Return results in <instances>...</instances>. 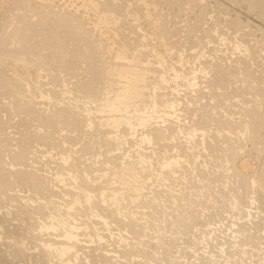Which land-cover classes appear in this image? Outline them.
I'll return each mask as SVG.
<instances>
[{
  "label": "rangeland",
  "instance_id": "374dc122",
  "mask_svg": "<svg viewBox=\"0 0 264 264\" xmlns=\"http://www.w3.org/2000/svg\"><path fill=\"white\" fill-rule=\"evenodd\" d=\"M235 91L250 104L234 108ZM257 111L264 118V0H0V264H93L97 254L103 264H224L252 178H264V120L250 125ZM229 116L239 127L226 158L216 127H229ZM65 225H80L78 237ZM248 248L230 264H258Z\"/></svg>",
  "mask_w": 264,
  "mask_h": 264
},
{
  "label": "bare ground",
  "instance_id": "6f19581e",
  "mask_svg": "<svg viewBox=\"0 0 264 264\" xmlns=\"http://www.w3.org/2000/svg\"><path fill=\"white\" fill-rule=\"evenodd\" d=\"M127 1H128V0H127ZM89 3H90V2H89ZM94 3H95V2H93V4H94ZM85 6H86V5H85ZM89 8H90V7H89ZM85 11H86V10H85ZM210 12H211V11H210ZM106 16H107V15H106ZM103 18H104V17H103ZM134 18H135V17H134ZM105 19H106V18H105ZM105 19H104V20H105ZM98 20H99V19H98ZM101 20H102V19H101ZM109 20H110V19H109ZM115 20H116V19H115ZM213 20H214V19H213ZM216 21H217V20H216ZM105 22H106V21H105ZM111 22H112V21H111ZM218 22H219V21H218ZM99 23H100V22H99ZM210 26H211V25H210ZM227 27H228V26H227ZM112 28H113V27H112ZM121 28H122V27H121ZM96 29H97V28H96ZM205 29H206V28H205ZM208 29H209V28H208ZM227 29H228V28H227ZM228 30H229V29H228ZM208 31H209V30H208ZM98 32H99V31H98ZM98 32H97V33H98ZM100 34H101V33H100ZM147 35H148V34H147ZM231 35H232V34H231ZM227 36H228V35H227ZM204 37H205V36H204ZM209 37H210V36H209ZM246 37H247V35H246ZM132 38H133V37H132ZM220 38H221V37H220ZM230 38H231V37H230ZM29 39H30V38H29ZM130 39H131V38H130ZM239 39H240V38H239ZM241 39H242V38H241ZM252 39H253V38H252ZM129 41H130V40H129ZM219 41H220V40H219ZM244 41H245V40H244ZM246 41H247V40H246ZM28 42H29V41H28ZM241 42H242V41H241ZM248 42H249V41H248ZM248 42H247V43H248ZM257 42H258V41H257ZM201 43H202V42H201ZM237 43H239V42H237ZM134 44H135V43H134ZM29 45H30V44H29ZM143 45H144V44H143ZM240 45H241V44H240ZM243 45H245V44H243ZM245 46L247 47V45H245ZM123 47H124V46H123ZM240 47H241V46H240ZM115 48H116V47H115ZM226 48H227V47H226ZM247 48H249V47H247ZM251 48H252V47H251ZM128 49H129V48H128ZM186 50H187V49H186ZM250 50H251V49H250ZM253 50H254V49H253ZM245 51H247V50H245ZM255 51H257V50H255ZM124 52H125V51H124ZM249 52L252 53L251 51H249ZM120 53H122V52H120ZM220 53H221V52H220ZM225 53H227V52H225ZM237 53H238V52H237ZM243 53H244V52H241L240 55L243 56V55H242ZM117 54H118V53H117ZM245 54H246V52L244 53V56H243V57H246V56H247V55L245 56ZM248 54H249V53H248ZM253 54H254V53H253ZM122 55H123V54H122ZM128 55H129V54H128ZM212 55H213V54H212ZM250 55H251V54H250ZM250 55H249V56H250ZM129 56H130V55H129ZM224 56H225V55H224ZM124 57H125V56H124ZM132 57H133V56H132ZM119 58H120V55H119ZM237 58H238V57H237ZM247 58H248V56L246 57V59H247ZM228 59H229V58H228ZM240 59H241V58H240ZM204 60H205V59H204ZM233 60H234V59H233ZM238 60H239V59H238ZM240 61H241V60H240ZM242 61H243V60H242ZM250 61H251V60H250ZM252 61H254V60H252ZM260 61H261V60H260ZM134 62H135V61H134ZM204 62H205V61H204ZM244 62H246V61H244ZM11 63H12V62H11ZM229 63H231V62L229 61ZM242 63H243V62H242ZM250 63H251V62H250ZM116 64H117V63H116ZM123 64H124V63H123ZM236 64H237V63H236ZM256 64H258V63L256 62ZM113 65H114V64H113ZM113 65H112V66H113ZM135 65H136V64H135ZM201 65H202V64H201ZM210 65H211V64H210ZM230 65H231V64H230ZM237 65H238V64H237ZM244 65H245V63H244ZM249 65H250V64H249ZM258 65H260V64H258ZM258 65H257V67H258ZM121 66H122V65H121ZM121 66H120V67H121ZM124 66H125V65H124ZM216 66H217V65H216ZM218 66H221V65H218ZM227 66H228V65H227ZM262 66H263V65H262ZM220 68H221V67H220ZM220 68H219V69H220ZM244 68H245V67H244ZM255 68H256V66H255ZM125 69H126V68H125ZM222 69H223V68H222ZM226 69H227V68H226ZM250 69H251V67H250ZM258 69H259V68H258ZM34 70H35V69H34ZM108 70H109V69H108ZM119 70H120V69H119ZM119 70H117V72H119ZM109 71H110V70H109ZM130 71H131V69H130ZM201 71H202V70L200 69V72H201ZM214 71H215V70H214ZM216 71H218V70H216ZM219 71H220V70H219ZM228 71H230V70H228ZM243 71H244V70H243ZM243 71H242V72H243ZM20 72H21V71H20ZM34 72H35V71H34ZM225 72H226V71H225ZM235 72H236V71H235ZM120 73H121V71H120ZM131 73H132V72H131ZM220 73H221V72H220ZM222 73H223V72H222ZM243 73H244V72H243ZM38 74H39V73H38ZM116 74H119V73H116ZM124 74H125V73H124ZM135 74H136V73L134 72V75H135ZM138 74H139V73H138ZM138 74H137V75H138ZM185 74H186V73H185ZM201 74H202V73H201ZM205 74H206V73H205ZM223 74H225V73H223ZM230 74H231V71H230ZM134 75H133V76H134ZM194 75H195V74H194ZM203 75H204V74H203ZM206 75H208V74H206ZM120 76H121V75H120ZM127 76H128V75H127ZM188 76H190V75H188ZM196 76H197V75H196ZM231 76H232V75H231ZM244 76H245V75H244ZM246 76H247V75H246ZM253 76H254V75H253ZM255 76H256V75H255ZM30 77H31V76H30ZM121 77H122V76H121ZM129 77H130V76H129ZM217 77H218V76H217ZM224 77H226V76H224ZM118 78H119V77H118ZM131 78H132V77H131ZM133 78H134V77H133ZM161 78H162V77H161ZM165 78H166V77H165ZM186 78H187V77H186ZM219 78H220V77H219ZM262 78H263V77H262ZM182 79H183V78H182ZM190 79H191V78H190ZM192 79H193V78H192ZM227 79H228V78H227ZM132 80H133V79H132ZM164 80H166V79H164ZM219 81H220V80H219ZM124 82H125V81H124ZM185 82H186V80H185ZM193 82H194V81H193ZM226 82H227V81H226ZM136 83H137V81H136ZM155 83H156V82H155ZM160 83H161V81H160ZM177 83H178V82H177ZM188 83H189V82H188ZM188 83H187V84H188ZM197 83H198V82H197ZM212 83H213V82H212ZM212 83H211V84H212ZM165 84H166V83H165ZM171 84H172V83H171ZM184 84H185V83H184ZM192 84H193V83H192ZM234 84H235V83H234ZM243 84H244V83H243ZM126 85L129 86V84H126ZM130 85H131V84H130ZM182 85H183V84H182ZM193 85H194V84H193ZM215 85H216V84H215ZM219 85H220V84H219ZM167 86H168V85H167ZM173 86H174V85H173ZM177 86H178V85H177ZM187 86H188V85H187ZM194 87H195V86H194ZM197 87H198V86H197ZM197 87H196V88H197ZM230 87H231V86H230ZM123 88H124V87H123ZM126 88H127V87H126ZM126 88H125V89H126ZM137 88H138V87H137ZM188 88H189V87H188ZM128 89H131V87L128 88ZM134 89H135V87H134ZM211 89H212V88H211ZM220 89H222V88H220ZM251 89H252V88H251ZM136 90H137V89H136ZM198 90H199V88H198ZM226 90H227V89H226ZM123 91H124V90H123ZM129 91H130V90H129ZM134 91H135V90H134ZM173 91H175V90H173ZM220 91H221V90H220ZM121 92H122V91H121ZM121 92H120V93H121ZM171 92H172V91H171ZM192 92H194V91H192ZM202 92H203V91H202ZM235 92H236V91H235ZM240 92H243V91H240ZM245 92H247V91H245ZM257 92H258V91H257ZM120 93H119V94H120ZM186 93H187V92H186ZM205 93H206V92H205ZM233 93H234V92H233ZM243 93H244V92H243ZM247 93H248V92H247ZM253 93H254V92H253ZM255 93H256V92H255ZM261 93H262V92H260V93H258V94L261 95ZM128 94H129V93H128ZM132 94H134V93H132ZM150 94H151V93H150ZM167 94H168V93H167ZM220 94H221V93H220ZM220 94H219V95H220ZM223 94H224V93H223ZM262 94H263V93H262ZM124 95L127 96V94H125V93H124ZM168 95H169V94H168ZM173 95H174V94H173ZM240 95H241V98H243V99H241V98H240L241 100L238 99V98L234 99V97H237V96H240ZM242 95H243L242 93H238V92H236V96H235V94H234V97H233V95L230 96V94H229L230 97H233L234 101L238 99L237 102H236V105L233 104V107H234V106H236V107H239V106H240V108H242V105H243L244 103H245L244 105H248V104H246V102H245L246 99H247V96L245 95V97H244V95H243V96H242ZM252 95H253V94H252ZM252 95H251V96H252ZM256 95H257V93H256ZM114 96H115V95H114ZM120 96H121V95H120ZM155 96H156V95H155ZM190 96H191V95H190ZM222 96H223V95H222ZM248 96H249V95H248ZM117 97H118V96H117ZM180 97H181V96H180ZM209 97H210V96H209ZM219 97H220V96H219ZM261 97H263V96L261 95ZM81 98H82V97H81ZM125 98H126V97H125ZM162 98H163V97H162ZM215 98H216V97H215ZM225 98H226V97H225ZM227 98H228V97H227ZM245 98H246V99H245ZM249 98H250V97H248V99H247V100H248L247 103H248L249 100L251 99V98H250V99H249ZM120 99H122V98H120ZM157 99H158V98H157ZM188 99H189V98H188ZM203 99H204V98H203ZM205 99H206V98H205ZM223 99H224V98H223ZM228 99H230V98H228ZM228 99H227V100H228ZM233 99H231V100H233ZM252 99H253V98H252ZM254 99H255V98H254ZM225 100H226V99H225ZM225 100H223V102H224ZM227 100H226V101H227ZM255 100H256V99H255ZM259 100H260V99H259ZM110 101H111V100H110ZM110 101H108V102H110ZM115 101H116V100H115ZM121 101H122V100H121ZM167 101H168V100H167ZM172 101H173V100H172ZM189 101H190V100H189ZM189 101H188V102H189ZM204 101H205V100H204ZM220 101H221V104H222V100H219L218 102H220ZM106 102H107V100H106ZM112 102H113V100H112ZM119 102H120V100H119ZM156 102H157V101H156ZM159 102H160V101H159ZM170 102H171V101H170ZM186 102H187V101H186ZM194 102H195V101H194ZM262 102H263V100H262ZM115 103H116V102H115ZM117 103H118V102H117ZM166 103H167V102H166ZM172 103H173V102H172ZM174 103H176V102H174ZM177 103H178V102H177ZM213 103H214V102H213ZM239 103H240V105H239ZM255 103H256V102H255ZM257 103H258V102H257ZM121 104H122V103H121ZM160 104H161V103H159V105H160ZM163 104H164V103H163ZM169 104H170V103H168V105H169ZM202 104H203V103H202ZM205 104H206V103H205ZM221 104L219 103V105H221ZM224 104H226V103H224ZM249 104H250V102H249ZM251 104H252V102H251ZM253 104H254V103H253ZM86 105H87V104H86ZM107 105L109 106L108 103H107ZM107 105H106V106H107ZM110 105H111V104H110ZM112 105H113V104H112ZM124 105H125V104H124ZM155 105H156L157 107H160V106H158L157 103H155ZM165 105H166V104H165ZM165 105H164V106H165ZM170 105H171V104H170ZM172 105H174V104H172ZM222 105H223V104H222ZM258 105H259V104H258ZM261 105H263V103H262ZM106 106H105V107H106ZM153 106H154V105H153ZM162 106H163V105H162ZM178 106H179V105H178ZM187 106H188V105H187ZM197 106H198V105H197ZM231 106H232V105H231ZM102 107H103V106H102ZM110 107H111V106H110ZM145 107H146V106H145ZM217 107H219V106L217 105ZM233 107H231V108L233 109ZM244 107H245V106H244ZM246 107H248V106H246ZM246 107H245V108H246ZM251 107H252V106H251ZM100 108H101V107H100ZM107 108H108V107H107ZM178 108H179V107H178ZM207 108H208V107H207ZM234 108H235V107H234ZM245 108H244V109H245ZM248 108H250V106H249ZM248 108H247V109H248ZM111 109H112V108H111ZM113 109H114V108H113ZM138 109H139V108H138ZM179 109H180V108H179ZM197 109H198V108H197ZM220 109H221V108H220ZM238 109H239V108H238ZM251 109H252V108H251ZM97 110H98V109H97ZM108 110H109V109H108ZM163 110H164V109H163ZM199 110H200V109H199ZM221 110H222V109H221ZM223 110H224V109H223ZM225 110H226V109H225ZM236 110H237V109H233L232 111H235V112H236ZM240 110H241V109H240ZM240 110H239V111H240ZM245 110H246V109H245ZM248 110H249V109H248ZM259 110H260V109H259ZM111 111H112V110H111ZM146 111H147V110H146ZM165 111H166V110H165ZM232 111H230V112H232ZM239 111H237V112H239ZM250 111H252V110H250ZM255 111H256V110H255ZM81 112H82V111H81ZM86 112H87V111H86ZM88 112H89V111H88ZM116 112H118L117 109H116ZM125 112H126V111H125ZM130 112H131V111H130ZM170 112H172V111H170ZM177 112H178V111H177ZM198 112H199V111H198ZM235 112H234V113L232 112V113H233V114H236L237 112H236V113H235ZM243 112H244V111H243ZM158 113H159V112H158ZM227 113H228V111H227ZM241 113H242V112H241ZM257 113H258V111L254 114L255 116L253 115V117H252V115H251V117H252V122H250V123H252V124L249 123L251 126H254V125L258 126V125L256 124V123H257L256 121H259L258 118L261 119V120H264V118L262 117L263 115H261V117H260V114H261V113H260V114H257ZM262 113H263V112H262ZM92 114H93V113H92ZM106 114H107V113H106ZM148 114H149V113H148ZM184 114H185V113H184ZM219 114H222V112L219 113ZM228 114H229V113H228ZM233 114H232V115H233ZM250 114H251V113H250ZM137 115H138V114H137ZM154 115H155V114H154ZM164 115H165V114H164ZM167 115H168V114H167ZM200 115H201V114H200ZM70 116H71V115H70ZM138 116H139V115H138ZM222 116H223V115H222ZM225 116H227V115H225ZM230 116H231V113H230ZM230 116H229V117H230ZM234 116H235V115H234ZM89 117H90V116H89ZM116 117H117V116H116ZM148 117H149V116H148ZM148 117H147V119H148ZM155 117H156V116H155ZM174 117H175V116H174ZM219 117H221V116H219ZM227 117H228V116H227ZM235 117H236V116H235ZM239 117H240V116H239ZM242 117H243V115H242ZM244 117H245V116H244ZM68 118H69V117H68ZM68 118H67V119H68ZM92 118H93V117H92ZM136 118H137V117H136ZM141 118H143V117H141ZM141 118H140V119H141ZM144 118H145V117H144ZM163 118H164V117H163ZM189 118H190V117H189ZM193 118H194V117H193ZM225 118H226V117H225ZM237 118H238V117H237ZM45 119H46V118H45ZM47 119H48V118H47ZM110 119H111V118H110ZM138 119H139V118H138ZM191 119H192V118H191ZM194 119H195V118H194ZM218 119H219V118H218ZM223 119H224V117H223ZM241 119H242V118H241ZM248 119H249V118H248ZM107 120H108V119H107ZM213 120H214V119H213ZM224 120H225V119H224ZM236 120H237V119H236ZM236 120L234 119V117H230V123H229V122L227 121V118H226V120H225V121H227V124H226V125H228V123H229V124H230L229 127H226V126H225V122H223V120H220V121L224 123V126H225V127L223 126V124H222V125L220 124V125H218L217 127L214 125L217 129L219 128V130H218V133H219V134H218V133H215V131H214V133H215L214 135L218 134V136H219V135H220V132H221V133H222V132H225V133L222 134V138H221V135H220L219 138H221V139H219V140H218V139H215V140H218L220 143L223 144V145H221L220 148H222V147L224 146L225 143H230L231 145L233 144V143L230 142V141H232V140H231L232 138H229V135H230L229 133H232L233 129H235V126H236L237 128L239 127L238 125H236V124L238 123ZM250 120H251V119H250ZM261 120H260V122H261ZM69 121H70V120H69ZM73 121H74V120H73ZM89 121H90V120H89ZM131 121H132V120H131ZM146 121H147V120H146ZM189 121L192 122V120H189ZM109 122H110V121H109ZM124 122H125V121H124ZM134 122H135V121H134ZM134 122H133V123H134ZM199 122H200V121H199ZM263 122H264V121H263ZM118 123H119V122H118ZM126 123H128V122H126ZM187 123H188V122H187ZM215 123H216V122H215ZM219 123H220V122H219ZM258 123H259V122H258ZM112 124H113V123H112ZM136 124H137V123H136ZM138 124L140 125V123H138ZM143 124H144V120H143ZM176 124H177V123H176ZM238 124H239V123H238ZM260 124H262V122H261ZM73 125H74V124H73ZM115 125H116V124H115ZM201 125H202V124H201ZM240 125H241V124H240ZM250 125H249V126H250ZM88 126H89V125H88ZM190 126H191V125H190ZM219 126H220V127H219ZM245 126H246V124H245ZM245 126H244V127H245ZM256 126H255V127H256ZM115 127H116V126H115ZM192 127H193V126H192ZM199 127H200V126H199ZM204 127H205V126H204ZM129 128H130V127H129ZM135 128H136V127H135ZM180 128H181V127H180ZM216 128H215V130H216ZM220 128H221V130H220ZM250 128H252V127H250ZM256 128H257V127H256ZM258 128H259V126H258ZM57 129H58V128H57ZM205 129H206V128H205ZM241 129H242V128H241ZM241 129H239V130H241ZM243 129H244V128H243ZM243 129H242V130H243ZM253 129L255 130L254 127H253ZM124 130H125V129H124ZM131 130H132V129H131ZM148 130H149V129H148ZM163 130H164V129H163ZM179 130H180V129H179ZM184 130H185V129H184ZM192 130H193V129H192ZM206 130H207V129H206ZM237 130H238V129H237ZM242 130H241V131H242ZM247 130H248V129H247V126H246V128H245V133H246V134H247ZM250 130H251V129H250ZM256 130H257V129H256ZM259 130H261V129H259ZM181 131H182V129H181ZM200 131H201V130H200ZM204 131H205V130H204ZM219 131H220V132H219ZM126 132H127V131H126ZM184 132H185V131H184ZM233 132H234V131H233ZM251 132H252V130H251ZM132 133H133V132H132ZM146 133H147V132H146ZM160 133H161V132H160ZM179 133H180V132H179ZM197 133H198V132H197ZM203 133H204V132H203ZM205 133H206V132H205ZM238 133H239V131H238ZM147 134H148V133H147ZM147 134H146V137H147ZM151 134H152V133H151ZM153 134H154V132H153ZM157 134H158V133H157ZM183 134H184V133H183ZM233 134H234V133H233ZM233 134H232V135H233ZM240 134H241V133H240ZM246 134H245V135H246ZM188 135H189V134H188ZM191 135H192V134H191ZM201 135H202V134H201ZM234 135H235V134H234ZM234 135H233V136H230V137H233V139H234ZM133 136H134V135H133ZM150 136H151V135H150ZM198 136H199V135H198ZM207 136H208V135H207ZM209 136H210V135H209ZM216 136H217V135H216ZM218 136H217V138H218ZM235 136H238V139H239V137H240V135H237V134H236ZM242 136H243V135H242ZM242 136H241V137H242ZM246 136H247V135H246ZM248 136H249V135H248ZM158 137H159V136H158ZM162 137H163V136H162ZM162 137H161V138H162ZM186 137H187V136H186ZM204 137H205V136H204ZM214 137H215V136H214ZM241 137H240V138H241ZM124 138H125V137H124ZM143 138H144V136H143ZM167 138H168V137H167ZM183 138H184V137H183ZM195 138H196V137H195ZM215 138H216V137H215ZM248 138H249V137H248ZM141 139H142V138H141ZM175 139H176V138H175ZM197 139H199V138H197ZM245 139H246V138H245ZM252 139H253V138H252ZM252 139H251V140H252ZM254 139L256 140L257 137L254 138ZM262 139H263V138H262ZM147 140H148V139H147ZM157 140H158V139H157ZM184 140H185V139H184ZM184 140H183V142H184ZM236 140H237V138H236ZM142 141H143V140H142ZM155 141H156V140H155ZM202 141H203V140H202ZM208 141H209V140H208ZM208 141H207V143H208ZM253 141H254V140H253ZM121 142H122V141H121ZM189 142H190V141H189ZM204 142H206V141L204 140ZM219 142H215V144H216V143H219ZM232 142H233V141H232ZM260 142H261V141H260ZM262 142H263V140H262ZM159 143H160V142H159ZM197 143H198V142H197ZM234 143H236L235 140H234ZM147 144H148V143H147ZM147 144H146V145H147ZM155 144H156V143H155ZM255 144H256V143H255ZM40 145H41V144H40ZM111 145H112V144H111ZM200 145H201V144H200ZM200 145H199V146H200ZM216 145H217V144H216ZM216 145H214L213 148L216 147ZM218 145H219V144H218ZM225 145H228V144H225ZM231 145H229V147H231ZM259 145H260V144H259ZM261 145H262V144H261ZM149 146H151V144H150ZM211 146H212V145H211ZM232 146H233V145H232ZM138 147H139V146H138ZM152 147H153V146H152ZM152 147H151V148H152ZM227 147H228V146H227ZM227 147H226V146L223 147V148H224V153L221 152V153L224 154V155H223V154H221V155H222L223 157L226 155V158H227V152H226V151H227ZM253 147H254V146H253ZM262 147H263V146H262ZM168 148H169V147H168ZM192 148H194V147H192ZM200 148H201V147H200ZM205 148H206V147H205ZM223 148H222V149H223ZM231 148H232V147H231ZM231 148H230V152H232ZM238 148H239V147H238ZM246 148H247V147H246ZM187 149H188V148H187ZM240 149H241V148H240ZM120 150H121V149H120ZM169 150H170V149H169ZM199 150H200V149H199ZM204 150H205V149H204ZM213 150H214V149H213ZM176 151H177V150H176ZM205 151H206V150H205ZM205 151H204V152H205ZM214 151H215V150H214ZM214 151H213V152H214ZM228 151H229V150H228ZM157 152H158V151H157ZM168 153H169V152H168ZM168 153H167V154H168ZM228 153H229V152H228ZM170 154H171V153H170ZM242 154H243V153H242ZM162 155H163V154H162ZM218 155H219V154H218ZM232 155H233V154H232ZM256 155H257V154H256ZM159 156H160V155H159ZM163 156H164V155H163ZM202 156H204V155H202ZM166 157H167V156H166ZM176 157H177V156H176ZM216 157H218L217 154H216ZM216 157H215V159H216ZM119 158H120V157H119ZM171 158H172V157H171ZM179 158H180V157H179ZM190 158H191V157H190ZM219 158H220V157H219ZM237 158H238V157H237ZM253 158H254V157H253ZM182 159H183V158H182ZM182 159H181V160H182ZM192 159H193V158H192ZM221 159H222V157H221ZM232 159H233V158H232ZM111 160H112V159H111ZM168 160H169V159H168ZM168 160H167V162H168ZM170 160H171V159H170ZM172 160H173V159H172ZM219 160H220V159H219ZM223 160H224V159H223ZM225 160H226V159H225ZM245 160H246V159H245ZM18 161H19V160H18ZM161 161H162V160H161ZM163 161H164V160H163ZM173 161L175 162V158H174ZM188 161H189V160H188ZM165 162H166V161H165ZM170 162H171V161H170ZM182 162H183V161H182ZM215 162H216V161H215ZM216 163H217V162H216ZM221 163H222V162H221ZM257 163H260V162H257ZM147 164H148V163H147ZM160 164H161V163H160ZM169 164H170V163H169ZM171 164H172V162H171ZM207 164H208V163H207ZM212 164H213V163H212ZM234 164H235V163H234ZM245 164H246V163H245ZM245 164H244V166H245ZM217 165H218V164H217ZM226 165H227V164H226ZM240 165H242V164H240ZM165 166H166V165H165ZM168 166H169V165H168ZM170 166H171V165H170ZM218 166H219V165H218ZM223 166H224V165H223ZM242 166H243V165H242ZM244 166H243V167H244ZM247 166H248V165H247ZM253 166H254V165H253ZM181 167H182V166H181ZM224 167H225V166H224ZM224 167H223V168H224ZM239 167H240V166H239ZM164 168H165V167H164ZM229 168H230V167H229ZM245 168H246V167H244V169H245ZM263 168H264V167H263ZM263 168H262V169H263ZM234 169H235V168H234ZM258 169H259V167H258ZM118 170H119V169H118ZM142 170H143V169H142ZM173 170H174V169H173ZM170 171H171V170H170ZM259 171H260V170H259ZM263 171H264V170H263ZM260 172H261V171H260ZM260 172L258 173V175H256V174H257V172H256V173H255L256 178H252V180L254 179V180H253V182H254V183H253V184H254V187L249 186V187H250V191H251V193H252V197H251V202H250V204H249V205H246V207H248V208H245V207H244L243 209H241V211H240V213H239L240 215H242V217H239V218H240V219L243 218V220H242V219H241V220H238L239 222H241L240 224H237V221H236L235 224H232V227H234V228L232 229V231H233L234 234H235V238H236V236H237L236 234H238V237H239L240 239L237 240V238H236L235 241H234V240H231V241L234 242V243H231V242H230L231 244H230V243H229V245L226 244V245H227L226 247L229 248L231 251H229L228 253H225L227 256H225V260L222 259L223 261H225L224 264H226L227 262L230 264L229 261L234 260L233 258H236V256H238V257H240V258H242V257L244 258V256H245L246 253H247V252H246L247 249H245V247H246V248L249 247L250 250H251V252H253V251L255 252V251H256L257 254H260V256L258 255V256H259V259H258V260H260L261 264H264V178H261V173H262V172H261V173H260ZM197 173H198V172H197ZM200 173H201V172H200ZM250 173H251V172H250ZM166 174H167V173H166ZM227 174H228V173H227ZM235 174H236V176H237V175L239 176V174H237V173H235ZM235 174H234V175H235ZM26 175H27V174H26ZM28 175H29V174H28ZM196 175H197V174H196ZM259 175H260V177H259ZM214 176H215V175H214ZM222 176H223V175H222ZM101 177H102V176H101ZM246 177H247V176H246ZM252 177H253V175H252ZM209 178H210V177H209ZM211 178H212V177H211ZM23 179H24V178H23ZM31 179H32V178H31ZM38 179H39V178H38ZM38 179H37V180H38ZM55 179H56V178H55ZM39 180H40V179H39ZM56 180H57V179H56ZM238 180H239V179H238ZM3 181H4V180H3ZM22 181H23V180H22ZM229 181H230V180H229ZM242 181H243V180H242ZM221 182H222V181H221ZM230 182H231V181H230ZM244 182L246 183V180L243 181V185H245ZM250 182H251V181H250ZM250 182H249V183H250ZM226 183H227V182H226ZM17 184H18V183H17ZM20 184H21V183H20ZM73 184H74V183H73ZM189 184H190V183H189ZM228 184H229V183H228ZM241 184H242V182H241ZM241 184H240V187L242 186ZM194 185H196V184H194ZM246 185H247V184H246ZM10 186H11V185H10ZM247 186H248V185H247ZM27 187H28V186H27ZM173 187H174V186H173ZM199 187H200V186H199ZM202 187H203V186H202ZM83 188H84V187H83ZM194 188H195V187H194ZM203 188H204V187H203ZM211 188H212V187H211ZM226 188H227V187H226ZM242 188H243V187H242ZM13 189H14V188H13ZM78 189H80V188H78ZM139 189H140V188H139ZM229 189H230V188H229ZM191 190H192V189H191ZM204 190H205V189H204ZM232 190H233V189H232ZM238 190H239V189H238ZM243 190H244V189H243ZM243 190H242V191H243ZM11 191H12V190H11ZM80 191H81V190H80ZM83 191H84V190H83ZM85 191H87V190H85ZM244 191H245V190H244ZM95 192H96V191H95ZM97 193H98V192H97ZM222 193H223V192H222ZM247 193H250V192H247ZM251 193H250V194H251ZM70 194H71V193H70ZM98 194H99V193H98ZM84 195H86V194H84ZM89 195H90V194H89ZM89 195H88V196H89ZM88 196H87V197H88ZM233 196H235V195H233ZM246 196H247V195H246ZM58 197H59V196H58ZM84 197H85V196H84ZM89 197H90V196H89ZM89 197H88V198H89ZM169 197H170V196H169ZM14 198H15V197H14ZM85 198H86V197H85ZM228 198H229V197H228ZM249 198H250V196H249ZM12 199H13V198H12ZM60 199H61V198H60ZM86 199H87V198H86ZM190 199H191V198H190ZM231 199H232V198H231ZM241 199H242V198H241ZM75 200H76V199H75ZM77 200H78V199H77ZM77 200H76V201H77ZM86 201H87V200H86ZM199 201H200V200H199ZM78 202H79V201H78ZM242 202H243V201H242ZM74 203L76 204V202H74ZM195 203H196V202H195ZM234 203H235V202H234ZM248 203H249V201H248ZM25 204H26V203H25ZM69 204H70V203H69ZM223 204H224V203H223ZM231 204H232V203H231ZM66 205H67V204H66ZM70 205H71V204H70ZM73 205H74V204H73ZM234 205H235V204H234ZM234 205H233V207H234ZM239 205H240V204H239ZM239 205H238V206H239ZM235 206H236V205H235ZM34 207H35V206H34ZM41 207H42V205H41ZM64 207H65V206H64ZM73 207H74V206H73ZM219 207H220V206H219ZM236 207H237V206H236ZM236 207H235V208H236ZM0 208H1V207H0ZM38 208H39V207H38ZM59 208H60V207H59ZM67 208H68V207H67ZM235 208H234V209H235ZM237 208H240V206L237 207ZM39 209H40V208H39ZM43 209H45V208H43ZM71 209H73V208L71 207ZM17 210H18V209H17ZM34 210H35V209H34ZM41 210H42V209H41ZM59 210H60V209H59ZM27 211H28V210H27ZM32 211H33V210H32ZM35 211H39V210H35ZM35 211H34L33 213H35ZM44 211H45V210H44ZM53 211H54V210H53ZM68 211H69V210H68ZM68 211H67V213H68ZM71 211H72V210H70L69 213H70ZM20 212H21V211H20ZM25 212H26V211H24V212L22 211V212H21V215H22V213H25ZM11 213H12V212H11ZM30 213H31V212H30ZM36 213H37V212H36ZM41 213H43V212H41V211H40V213L38 212V214H40V216H41ZM63 213H64V212H63ZM192 213H193V212H192ZM210 213H211V212H210ZM19 214H20V213H19ZM25 214H26V213H25ZM28 214H29V213H27L26 215L30 217L31 214H30V215H28ZM51 214H52V212H51ZM53 214H55V213H53ZM53 214H52V217H53ZM56 214H58V213H56ZM64 214H66V213H64ZM64 214H61V215H64ZM72 214H73V213H72ZM72 214H71V215H72ZM95 214H96V213H95ZM196 214H198V213H196ZM236 214H238V213H236ZM236 214H235V215H236ZM14 215H15V214H14ZM17 215H18V214H17ZM21 215H20V216H21ZM26 215H25V216H26ZM44 215H45V213H44L42 216H44ZM66 215H67V214H66ZM66 215H65V216H66ZM68 215H69V214H68ZM73 215H75V214H73ZM73 215H72V216H73ZM211 215H212V214H211ZM18 216H19V215H18ZM23 216H24V215H23ZM35 216H36V214H35ZM45 216H46V215H45ZM59 216H60V215H59ZM59 216H58V217H59ZM65 216H64V217H65ZM191 216H192V214H191ZM29 217H27V218H29ZM33 217H34V216H33ZM49 217H51V216H49ZM62 217H63V216H62ZM66 217H67V216H66ZM73 217H74V219L76 220L77 217H76V216H73ZM75 217H76V218H75ZM103 217H104V216H103ZM16 218H17V217H16ZM24 218H25V217H23V219H24ZM36 218H37V217H36ZM39 218H40V220H42L44 217H43V218H42V217H39ZM41 218H42V219H41ZM46 218H47V217H46ZM59 218L61 219V216H60ZM59 218H56V219H59ZM78 218H79V217H78ZM101 218H102V217H101ZM182 218H183V217H182ZM199 218H200V217H199ZM235 218H236V217H235ZM237 218H238V216H237ZM239 218H238V219H239ZM0 219H1V217H0ZM47 219H48V218H47ZM50 219H52V218H50ZM69 219H71V216H70ZM103 219L106 220V218H103ZM38 220H39V219H38ZM64 220H65V219H64ZM66 220H67V219H66ZM77 220H78V221H82L81 219H80V220L77 219ZM88 220H89V219H88ZM192 220H193V219H192ZM235 220H236V219H234V221H235ZM0 221H1V220H0ZM46 221H47V220H46ZM50 221H51V220H50ZM53 221H54V218H53ZM55 221H56V220H55ZM55 221H54V223H55ZM68 221H69V220H68ZM68 221H67V222H68ZM71 221H73V219H71ZM83 221H84V220H83ZM183 221H184V220H183ZM194 221H195V220H194ZM220 221H221V220H220ZM234 221H233V223H234ZM3 222H5V221H3ZM44 222H45V221H44ZM44 222H43V220H42V223H44ZM56 222H58V220H57ZM61 222H62V221H61ZM75 222H76V221H75ZM85 222H87V221H85ZM89 222H91V221H89ZM103 222H104V221H103ZM106 222H107V221H106ZM120 222H121V221H120ZM181 222H182V221H181ZM202 222H203V221H202ZM210 222H211V221H210ZM227 222H228V221H227ZM5 223H6V222H5ZM46 223H47V222H46ZM54 223H52V224L54 225ZM59 223H60V222H58V224H59ZM65 223H66V222H65ZM70 223H71V222H70ZM73 223H74V222H73ZM79 223H80V222H79ZM79 223H78V224H79ZM87 223H88V222H87ZM87 223H85V225H88ZM91 223H92V222H91ZM91 223H90V224H91ZM174 223H175V222H174ZM177 223H178V222H177ZM230 223H231V222H230ZM40 224H41V221H40ZM48 224H49V222H48ZM55 224H56V223H55ZM66 224H67V223H66ZM74 224H77V222L74 223ZM80 224H81V223H80ZM83 224H84V223H83ZM92 224H93V223H92ZM101 224H103V223H101ZM106 224H109V223H106ZM121 224H122V223H121ZM186 224H187V223H186ZM4 225H5V224H4ZM20 225H21V224H20ZM36 225H39V223L36 224ZM45 225H46V224H45ZM49 225L51 226V224H49ZM61 225H62V223H61ZM68 225H69V224H68ZM71 225H73V224H71ZM126 225H127V224H126ZM168 225H169V224H168ZM178 225H179V224H178ZM195 225H196V224H195ZM55 226H56V225H55ZM55 226H54L53 229H54V230H57V228L55 229ZM58 226H59V225H58ZM58 226H56V227H58ZM77 226H78V225H77ZM90 226H91V225H90ZM96 226H97V225H96ZM96 226H95V227H96ZM104 226H105V225H104ZM106 226H107V225H106ZM130 226H131V225H130ZM180 226H181V225H180ZM197 226H198V225H197ZM201 226H202V225H201ZM215 226H216V225H215ZM6 227H7V225H6ZM6 227H5V228H6ZM21 227H22V226H21ZM35 227H36V226H35ZM38 227H40V226H38ZM38 227H36V228H38ZM41 227H42V225H41ZM43 227H44V226H43ZM43 227H42V228H43ZM45 227H46V226H45ZM51 227H52V226H51ZM59 227H60V226H59ZM63 227H64V226H63ZM65 227H66L67 229H68V228L70 229L72 226H71V227H68V226L65 225ZM88 227H89V225H88ZM174 227H175V225H174ZM228 227H229V226H228ZM5 228H4V229H5ZM8 228H9V227H8ZM8 228H7V229H8ZM15 228H16V227H15ZM42 228H41V229H42ZM49 228H50V227H49ZM79 228H80V225H79V227H77V228H76V226H73V227L71 228L72 230H71V229H70V230L68 229V231L66 232V234H67L66 236L69 238L70 241H71V239H74L76 236L78 237V235L75 233L76 231H74L73 229H75V230L77 229V230H78ZM103 228H104V227H103ZM139 228H140V227H139ZM176 228H178V227H176ZM12 229H13V227H12ZM22 229H23V228H22ZM39 229H40V228H39ZM41 229H40V232H41ZM46 229H48V226H47V228H45V230H46ZM53 229L50 228V230H52L51 232L54 233V230H53ZM67 229H66V230H67ZM86 229H87V227H86ZM88 229H89V228H88ZM88 229H87V230H88ZM120 229H121V228H120ZM206 229H207V228H206ZM18 230H19V229H18ZM25 230H26V229H25ZM42 230H44V229H42ZM59 230H61V233L65 232V231L62 232V229H61V228H59ZM96 230H97V229H96ZM98 230H100V229L98 228ZM106 230H107V229H106ZM135 230H136V229H135ZM177 230H178V229H177ZM12 231H13V230H12ZM46 231H47V230H46ZM73 231H74V232H73ZM78 231H79V230H78ZM78 231H77V232H78ZM85 231H86V230H85ZM144 231H145V230H144ZM232 231H231V233H232ZM13 232H14V231H13ZM17 232H19V231H17ZM23 232H24V231H23ZM82 232H83V231H82V227H81V232H80V235H79V236L82 235ZM180 232H181V231H180ZM41 233H45V232L42 231ZM61 233L59 232V234H61ZM138 233H139V232H138ZM140 233H141V232H140ZM11 234H12V233H11ZM14 234H15V233H14ZM18 234H19V233H18ZM18 234H17V235H18ZM78 234H79V233H78ZM88 234H89V236H90V233H87L86 236H87ZM97 234H98V233H97ZM136 234H137V233H136ZM174 234H176V233H174ZM228 234H229V233H228ZM234 234H233V235H234ZM9 235H10V234H9ZM46 235H47V234H46ZM48 235H49V234H48ZM51 235H52V234H51ZM95 235H96V234H95ZM146 235H147V234H146ZM219 235H220V234H219ZM221 235H222V234H221ZM21 236H22V235H21ZM23 236H24V235H23ZM28 236H29V235H28ZM32 236H33V235H32ZM49 236H50V235H49ZM52 236H53V235H52ZM55 236H56V235H55ZM83 236H84L83 238H87V237H85L84 234H83ZM135 236H136V235H135ZM172 236H173V235H172ZM181 236H182V235H181ZM18 237H19V236H18ZM30 237H31V236H30ZM53 237H54V236H53ZM62 237H63V236H62ZM62 237H61V238H62ZM220 237H221V236H220ZM24 238H25V237H24ZM48 238H49V237H48ZM54 238H55V237H54ZM54 238H53V240L55 241L56 238H55V239H54ZM79 238H81V237H79ZM130 238H131V237H130ZM154 238H155V237H154ZM157 238H158V237H157ZM228 238H229V237H228ZM232 238H233V237H232ZM6 239H7V238H6ZM16 239H17V238H16ZM28 239H29V238H28ZM32 239H33V237H32ZM35 239H36V238H35ZM38 239H39V238H38ZM76 239H77V238H76ZM98 239H99V238H98ZM101 239H102V238H101ZM119 239H120V236H119ZM203 239H204V238H203ZM39 240H40V239H39ZM41 240H42V239H41ZM77 240H78V239H77ZM81 240H82V239H81ZM88 240H89V239H88ZM152 240H153V239H152ZM200 240H201V239H200ZM218 240H219V238H218ZM228 240H229V239H228ZM21 241H23V240L21 239ZM43 241H44V239H43ZM50 241H52V240L49 238V242H50ZM57 241H59V238H58ZM60 241H61V239H60ZM60 241H59V242H60ZM63 241H64V240H63ZM82 241H84V239H83ZM82 241H80V242L83 243ZM98 241H100V240H98ZM102 241H103V240H102ZM157 241H158V240H157ZM186 241H187V240H186ZM215 241H216V240H215ZM19 242H20V241H19ZM40 242H41V241H40ZM45 242L47 243V239H45ZM49 242H48V243H49ZM52 242H53V241H52ZM88 242H89V241H88ZM100 242H101V241H100ZM163 242H164V241H163ZM173 242H174V241H173ZM225 242H226V241H225ZM32 243H33V242H32ZM32 243H31V245H32ZM55 243H56V241H55ZM55 243H53V244H55ZM63 243H65V242H63ZM85 243H86V242H85ZM165 243H166V242H165ZM221 243H223V241H222ZM226 243H227V242H226ZM36 244H37V243H36ZM39 244H41V243H39ZM49 244H50V243H49ZM60 244H61V246L64 245V244H62V242H60ZM65 244H68V243H65ZM70 244H71V242H70ZM70 244H69V246H70ZM72 244H73V246H74L75 242L73 241ZM72 244H71V245H72ZM178 244H179V243H178ZM31 245H30V246H31ZM41 245H42V244H41ZM45 245H47V244H45ZM45 245H43V246H45ZM56 245H57V244H56ZM135 245H136V244H135ZM138 245H139V244H138ZM150 245H151V244H150ZM163 245H164V244H163ZM189 245H190V243H189ZM2 246H3V245H2ZM34 246H35V245H34ZM37 246H38V245H37ZM54 246H55V245H54ZM57 246H58V245H57ZM61 246H60V247H61ZM64 246H65V245H64ZM69 246H68V247H69ZM75 246H76V245H75ZM142 246H143V245H142ZM165 246H166V245H165ZM168 246H169V245H168ZM211 246H212V245H211ZM4 247H5V246H4ZM24 247H25V246H24ZM38 247H39V246H38ZM52 247H53V245H52ZM55 247H56V246H55ZM55 247H54V249H55ZM66 247H67V246H65V248H66ZM160 247H161V246H160ZM172 247L174 248V246H172ZM177 247H178V246H177ZM190 247H191V245H190ZM203 247H204V246H203ZM1 248H2V247H1ZM1 248H0V249H1ZM32 248H33V247H32ZM36 248H37V247H36ZM40 248H42V247H40ZM49 248H50V247H49ZM62 248H63V247H62ZM70 248H71V247H70ZM72 248H73V247H72ZM138 248H139V247H138ZM164 248H165V247H164ZM168 248H169V247H168ZM173 248H172V249H173ZM184 248H185V247H184ZM249 248H248V249H249ZM22 249H23V248H22ZM38 249H39V248H38ZM45 249H47V248H45ZM143 249H144V248H143ZM203 249H204V248H203ZM1 250H2V249H1ZM43 250H44V249H43ZM51 250H52V249H51ZM51 250H50V251H51ZM61 250H62V249H61ZM73 250H75V248H74ZM73 250H72V251H73ZM131 250H132V249H131ZM148 250H149V249H148ZM159 250H160V249H159ZM184 250H185V249H184ZM213 250H214V249H213ZM222 250H223V249H222ZM224 250H225V249H224ZM18 251H19V250H18ZM46 251H48V249H47ZM52 251H53V250H52ZM52 251H51V255L53 254ZM58 251H59V248H58ZM76 251H77V250H76ZM76 251H73V252H75V253H73V255L78 253V252L76 253ZM155 251H156V250H155ZM201 251H202V250H201ZM216 251H217V250H216ZM216 251H215V252H216ZM36 252H37V251H36ZM40 252L43 253L42 250H40L39 253H40ZM56 252H57V251H56ZM61 252H62V251H61ZM63 252H64V251H63ZM68 252H69V251H68ZM90 252H91V251H90ZM100 252H101V250H100ZM106 252H107V251H106ZM122 252H125V251L122 250ZM126 252H127V251H126ZM128 252H129V251H128ZM150 252H151V251H150ZM150 252H149V253H150ZM165 252H166V251H165ZM174 252H175V251H174ZM213 252H214V251H213ZM225 252H226V251H225ZM254 252H253V253H254ZM0 253H1V252H0ZM3 253H4V252H2V254H3ZM29 253H30V252H29ZM41 253H40L39 255H42ZM57 253H58V252H57ZM91 253H92V252H91ZM91 253H89V254L91 255ZM103 253H104V252H103ZM107 253H108V252H107ZM118 253H119V252H118ZM203 253H204V252H203ZM2 254H0V256H1ZM5 254H7V253H5ZM25 254H27V253H25ZM55 254H56V253H55ZM62 254H63V253H62ZM64 254H66V253H64ZM84 254H85V253H84ZM86 254H88V253H86ZM89 254H88V255H89ZM93 254H94V253H92V255H93ZM100 254H101V253H100ZM100 254H99V255H100ZM119 254H121V252H120ZM119 254H118V255H119ZM123 254H124V253H123ZM123 254H122V255H123ZM127 254H128V253H127ZM162 254H163V253H162ZM167 254H168V253H167ZM173 254H176V253H173ZM187 254H188V253H187ZM225 254H224V255H225ZM247 254H248V253H247ZM257 254L254 255V256H257ZM15 255H16V254H15ZM35 255L38 256V254H36V253H35ZM49 255H50V253H49ZM51 255H50V256H51ZM60 255H61V254H60ZM66 255H67V254H66ZM66 255H65V256H66ZM88 255H85V256H86L87 258H91V260H89V259H88V260H89V261H92V260H93L92 257H91V256L88 257ZM103 255H104V254H102V256L100 255L99 258H98V254H97L96 261H95V259H94L93 261H95V262H92V263H93V264H94V263H97V260L99 261L100 257H101V260H103V258H102ZM107 255H108V254H107ZM109 255H110V254H109ZM109 255H108V256H109ZM118 255L116 254V256H118ZM122 255H120L121 258H122ZM124 255H125V254H124ZM142 255H143V254H142ZM149 255H150V254H149ZM152 255H153V254H152ZM156 255H157V254H156ZM188 255H189V254H188ZM20 256H21V255H20ZM50 256H49V257H50ZM54 256H55V255H54ZM58 256H59V255H58ZM63 256H64V255H63ZM112 256H113V255H112ZM112 256H109V257L111 258ZM133 256H134V255H133ZM146 256H147V254H146ZM172 256H173V255H172ZM180 256H181V255H180ZM213 256H215V255H213ZM249 256H251V255H249ZM1 257H2V259H3L5 256H4V257L1 256ZM15 257H16V256H15ZM15 257H14V258H15ZM27 257H28V256H27ZM39 257H40V256H39ZM41 257H44V255H42ZM45 257H46V255H45ZM60 257H61V256H60ZM67 257H68V256H67ZM71 257H73V258L71 259L72 261H73L74 258L77 259V261H78V258H76V257H74V256H71ZM77 257H78V255H77ZM93 257H94V256H93ZM105 257H106V256H105ZM113 257H114V256H113ZM123 257H124V256H123ZM191 257H192V256H191ZM200 257H201V256H200ZM200 257H199V258H200ZM238 257H237V258H238ZM247 257H248V256H247ZM32 258H33V257H32ZM34 258H35V257H34ZM56 258H57V257H54V259H56ZM84 258H85V257H84ZM110 258H108V259L111 261L112 258H111V259H110ZM125 258H126V257H125ZM125 258H124V259H125ZM143 258H144V257H143ZM158 258H159V257H158ZM186 258H187V257H186ZM215 258H216V257H215ZM223 258H224V257H223ZM237 258H236V259H237ZM243 258H242L241 260H243ZM250 258H253V257H249V259H250ZM254 258H255V257H254ZM0 259H1V258H0ZM2 259H1V260H2ZM4 259H6V258H4ZM36 259H37V258H36ZM38 259H40V258H38ZM41 259H42V258H41ZM41 259H40V260H41ZM44 259H45V258H44ZM58 259H59V258H58ZM104 259H105V258H104ZM108 259H107V257H106V260H108ZM115 259H116V258H115ZM159 259H161V258H159ZM245 259H247V258H245ZM256 259H257V258H256ZM7 260H8V259H7ZM11 260H12V259H11ZM30 260H31V259H30ZM47 260H49V259H47ZM47 260H46V261H47ZM63 260H64V259H63ZM67 260H68V259H67ZM81 260H82V259H81ZM86 260H87V259H86ZM101 260H100V261H101ZM106 260H105V261H106ZM109 260H108V261H109ZM118 260H119L118 262H117V260H115V261H116V263L119 264V262H120V258H118ZM126 260H128V258H127ZM202 260H203V259H202ZM202 260H201V261H202ZM237 260H240V259H237ZM247 260H248V259H247ZM250 260H251V259H250ZM250 260H249V261H250ZM258 260H257V261H258ZM43 261H45V260H43ZM50 261H52V260H50ZM54 261H56V260H54ZM57 261H58V260H57ZM60 261H61V263H62V260H60ZM65 261H66V260H65ZM72 261H71V262H72ZM77 261L74 260V263L77 262ZM79 261H80V259H79ZM79 261H78V262H79ZM84 261H85V260H84ZM100 261H99V262H100ZM105 261H104V262H105ZM108 261H107V262H108ZM137 261H138V260H137ZM157 261H158V260H157ZM253 261H254V260H253ZM253 261H252V263H253ZM0 262H1V261H0ZM16 262H17V261H16ZM37 262H38V260H37ZM48 262H49V261H48ZM48 262H47V264H49ZM63 262H64V261H63ZM68 262H69V261H68ZM82 262H83V261H82ZM99 262H98V263H99ZM126 262H127V261H126ZM135 262H136V261H135ZM246 262H247V261H246ZM260 262H259L258 264H260ZM8 263H9V260H8ZM11 263H12V262H10V264H11ZM38 263H39V262H38ZM44 263L46 264V262H44ZM44 263L42 262V263H40V264H44ZM59 263H60V262H59ZM65 263H66V262H64V264H65ZM72 263H73V262H72ZM79 263H80V262H79ZM87 263H88V262H87ZM100 263L103 264L102 261H101ZM105 263H106V262H105ZM105 263H104V264H105ZM110 263H112V262H110ZM110 263H109V264H110ZM116 263H115V264H116ZM129 263H130V262H129ZM206 263H207V262H206ZM238 263H240V261H239ZM252 263H249V262H248V264H252ZM254 263H255V262H254ZM4 264H6V263H4ZM32 264H33V263H32ZM80 264H81V263H80ZM83 264H84V262H83ZM88 264H89V263H88ZM90 264H91V262H90ZM112 264H114V262H113ZM124 264H125V263H124ZM133 264H134V263H133ZM169 264H170V263H169ZM222 264H223V262H222ZM231 264H232V263H231ZM233 264H235V263H233ZM236 264H237V263H236ZM241 264H243V262H242Z\"/></svg>",
  "mask_w": 264,
  "mask_h": 264
}]
</instances>
